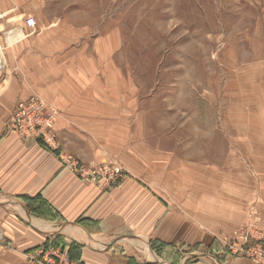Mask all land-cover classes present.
<instances>
[{"label":"crops","instance_id":"0c3cea01","mask_svg":"<svg viewBox=\"0 0 264 264\" xmlns=\"http://www.w3.org/2000/svg\"><path fill=\"white\" fill-rule=\"evenodd\" d=\"M1 26L0 264H30L24 253L53 242L65 244L82 264H256L245 254H232L224 240L249 224L250 208H262L255 200L264 192L261 163L254 164L253 178L236 166L264 160L259 79L252 78L238 104L220 105L216 124L197 125L191 142L183 139L181 123L172 142L166 122H158L156 131L148 124L146 134L139 133L144 122L138 117L119 128V105L103 104L99 90L47 86V101L59 112L53 148L7 127L20 98L44 91L25 75L22 52L28 47ZM104 129L133 131L110 138L109 131L103 138ZM65 147L85 162L114 154L125 175L107 189L87 182L62 165L58 155ZM232 161L234 168L226 169ZM37 195L52 213L30 211L23 197Z\"/></svg>","mask_w":264,"mask_h":264},{"label":"rangeland","instance_id":"374dc122","mask_svg":"<svg viewBox=\"0 0 264 264\" xmlns=\"http://www.w3.org/2000/svg\"><path fill=\"white\" fill-rule=\"evenodd\" d=\"M0 13L1 28L28 47L25 75L37 79L44 94L33 92L47 100L52 85L99 90L103 104L119 105V128L138 117L144 122L139 133L146 134L148 124L156 131L166 122L172 142L181 123L183 139L191 142L197 125L220 121V105L238 104L252 78L262 82L264 96V0H0ZM29 17L35 25L27 24ZM259 115L264 119V104ZM132 131L102 133L110 138ZM81 161L124 168L110 153L97 163ZM239 163L248 178L254 164L264 172V160ZM262 199L264 192L256 195L262 208H250V221L264 226Z\"/></svg>","mask_w":264,"mask_h":264},{"label":"built area","instance_id":"2783aa9c","mask_svg":"<svg viewBox=\"0 0 264 264\" xmlns=\"http://www.w3.org/2000/svg\"><path fill=\"white\" fill-rule=\"evenodd\" d=\"M33 17L27 18L29 26L35 25ZM58 109L46 99L32 92L18 100L8 129L21 138L36 137L50 147L56 146V122ZM62 165L81 179L97 183L107 189L117 184L125 175V170L117 163L86 165L73 154L59 153ZM232 254L242 253L252 258L256 264H264V226L258 221L249 222L243 231L233 238L224 240ZM30 264H82L74 260L66 250L58 246L41 247L24 253Z\"/></svg>","mask_w":264,"mask_h":264},{"label":"trees","instance_id":"16d2710c","mask_svg":"<svg viewBox=\"0 0 264 264\" xmlns=\"http://www.w3.org/2000/svg\"><path fill=\"white\" fill-rule=\"evenodd\" d=\"M23 200L26 203L27 207L30 209V211H32L33 213H36V215L45 216L47 211L50 213L54 211L52 206L48 204V202H46V200L42 198L40 195H37L34 197L24 196ZM50 245L60 246L64 250L66 247L65 244L63 245L60 242H53V244L46 243L44 247H49Z\"/></svg>","mask_w":264,"mask_h":264}]
</instances>
